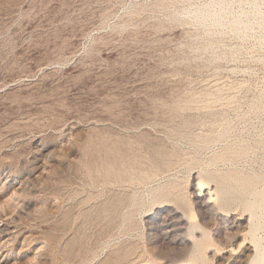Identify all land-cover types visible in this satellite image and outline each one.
Instances as JSON below:
<instances>
[{
    "label": "rangeland",
    "instance_id": "1",
    "mask_svg": "<svg viewBox=\"0 0 264 264\" xmlns=\"http://www.w3.org/2000/svg\"><path fill=\"white\" fill-rule=\"evenodd\" d=\"M254 1L0 0V264H170L182 249L152 189H186L206 168L264 188V0ZM204 7L224 16L196 18ZM236 17L246 30L230 27ZM205 135L217 138L203 146ZM152 143L176 152L167 172L97 180L105 158L153 169ZM105 200L111 222L94 214ZM237 205L231 221L204 219L219 244L211 264L227 263L223 234L246 224ZM256 220L263 238L264 207ZM119 250L135 252L114 263Z\"/></svg>",
    "mask_w": 264,
    "mask_h": 264
},
{
    "label": "bare ground",
    "instance_id": "2",
    "mask_svg": "<svg viewBox=\"0 0 264 264\" xmlns=\"http://www.w3.org/2000/svg\"><path fill=\"white\" fill-rule=\"evenodd\" d=\"M220 3H221V1H220ZM224 6H226L225 2H224ZM208 8L204 7L202 9L196 10L194 12V16L196 18H200V19L203 18L204 19L208 15H211L212 17L213 16L217 17L219 14H221V12L218 13L219 11L217 12L218 13L217 16L215 14L216 11L213 12V14H212V12L210 14ZM224 8H225V10H223V11L225 12L227 10L226 9L227 7H224ZM220 9H222V8H220ZM226 12H228V11H226ZM223 14L224 13H222L221 15H223ZM237 17L231 21L230 27L232 29L238 28L237 30H239V29L240 30L241 29L246 30L247 29L246 24L241 23L240 22L241 19L237 18ZM218 18H219V16H218ZM213 19H216V18H213ZM189 100H190V98H189ZM176 106H177V104H176ZM185 106L187 107L188 104L186 103V104H184V106L178 105L176 107V110H179V111H180V109L183 110V107H185ZM210 110H212V109H210ZM205 134H207V133H205ZM216 138H217L216 135L215 136L205 135L202 138L203 146L208 145L209 143H211ZM90 145H91V143H90ZM152 145H151V149L149 151L151 153L150 155H152L153 161L155 162L154 163L155 165L152 167L153 169H151V170H150V168H148V170L146 169L148 172L147 171L146 172H144V171L140 172V170L139 171L137 170L138 171L137 173L132 174L134 172L131 173L130 170L127 169L126 167H124V168L120 167V170H118V168L114 167L117 164L113 166L112 163H108L106 161L107 159L104 157L105 155L104 156L102 155V159L104 157L106 160L103 159L102 162H100V165H97V167H95L93 165L94 169H92V170L95 171V173H96L95 176L97 175V178H98V179L97 178L96 179L99 182L104 183L106 185L110 184V183L119 184V183L126 181L127 179H129L128 181H140L141 183L142 182L146 183L150 179L156 177L157 175H160L162 173L167 172L170 169V167H172L174 161L177 158L176 152L167 151V150H165V148H163L161 145H158V144L156 145V144L152 143ZM121 147H122V145H121ZM130 148H133V147H130ZM82 149H83V147H82ZM108 149H106V150L108 151ZM114 149H115V147H114ZM90 151H91V149H90ZM90 151H89V153H90ZM112 151L109 150L108 153L111 155ZM113 152L115 154V151H113ZM116 153H118V152H116ZM86 154H88V153H86ZM113 156H109V158L113 157ZM123 157H124V155H123ZM132 157H134V156H132ZM124 158L127 160L126 156ZM129 158H130V155H129ZM220 158H222V157L220 156L217 159H220ZM111 159L113 160V158H111ZM129 160H128V162L127 161L126 162L129 163ZM214 160H216V158ZM134 161H136V160H134ZM112 162H114V161H112ZM130 163H132V162H130ZM138 163H136V164H138ZM142 169H143V167H142ZM191 180H192V184L188 183L186 189L185 188L184 189L179 188V190H178V187H180V186H177L175 183H173V184L169 183L168 185L166 184V186L164 185V187H157V188H154L150 191V194L153 197V199L151 201L154 204L160 203V205L169 207L168 208L169 211H168V213H166L167 215L163 218L164 220H162L163 221L162 225L164 226V234H165V236H167L169 238L170 244L172 242V243L176 244L178 247H181V249H182L180 252V255L178 253L179 256L175 255L172 252H171L172 255H171V253L169 254L172 257H173V254H174V256H178L170 264H211L209 261V257L207 256L208 255L207 252L210 250L217 251L219 244L215 243V240L212 237V229L209 226H207V224L210 222L209 220L212 221L216 218H222V219L224 218L227 221H231L233 215H235V212L238 208L237 206H239V205H237L238 202L240 203L239 210H240L241 214H243V216H244L243 218H244V220H246V224L244 226L240 223H237L235 225H231L232 228H235V229L237 228V230L233 232V235L230 234L232 236V237L230 236L232 239H228L229 240L228 243H227V241H228L227 235L228 234L227 235L223 234L224 235L223 238L224 239L226 238V242H224L225 240H223V243L225 245L222 244L223 246L221 247V249H223L224 252L227 254V257H226L227 263L226 264H264V237L258 238L260 236L257 237V235H256L257 232L259 233L258 229L260 230L262 228V226H261V228H259V226H260L258 224L259 221H257L256 219H257L258 212L264 207V188L262 190H256L255 189V183H256L255 179L253 177H251L250 175H248V174L245 175V173L240 172V171H226V172L223 171L222 172V171H212V170H209L206 168V169H202L199 173L194 174L192 176ZM181 188H182V186H181ZM187 190L189 191V193ZM126 195H128V194H126ZM118 197H120V196L118 195ZM112 198H113V196H112ZM114 198H115V200L117 199L115 196H114ZM128 198H129V196L126 197L124 194L123 198H121L120 200L117 199L120 203V205L117 203L118 206L121 207V205H123V203ZM106 200L100 206L97 204L99 207L97 208L96 211L93 210L95 212L94 214L96 215V218H98V217L99 218L100 217L101 218H108V220H109V218L112 217L111 215H113V213H114V212L112 213V211H114L115 203H111L109 200L108 201H106ZM102 201H103V199H102ZM96 206H94V207H96ZM118 206H117V208H118ZM94 209H96V208H94ZM86 213H84V214L86 215ZM88 214L90 215V213H88ZM87 217H88V215H87ZM113 217L115 218V216H113ZM113 217H112V219H113ZM85 219H86V217H85ZM87 219H89V217ZM204 219H208V223H206ZM242 219L237 218L236 220H242ZM97 220H100V219H97ZM236 220H235V222H236ZM100 221H102V219ZM110 222H107V223L110 224ZM233 222H234V220L232 221V224H233ZM210 224L212 225V228H214L213 227L214 225L212 223H210ZM224 233H227V232H224ZM11 235H13V234H11ZM263 235H264V233H263ZM216 245H217V247H216ZM176 249L177 248H175V250ZM120 250L116 252L118 254H115V256L112 257V259L114 260V263H115V260H117V259H120V261H121V260H125L126 258L131 257L132 255L129 256V254L130 253L132 254V252H135V250L132 252L126 250L123 254L119 255ZM171 251H172V248H171ZM177 251L179 252L180 250H177ZM175 253L177 254L176 251H175ZM214 253H216V252H214ZM135 255L133 254L134 257H136ZM139 258H141V256H139ZM140 260L138 259L139 262H140ZM110 261H111V259H110ZM117 261H119V260H117ZM127 263L128 264H134L135 262H133V260L131 259V261H128ZM141 263L145 264L146 262L141 261Z\"/></svg>",
    "mask_w": 264,
    "mask_h": 264
}]
</instances>
